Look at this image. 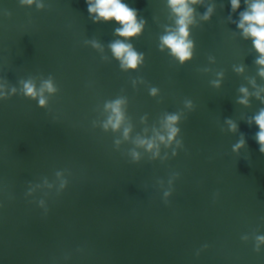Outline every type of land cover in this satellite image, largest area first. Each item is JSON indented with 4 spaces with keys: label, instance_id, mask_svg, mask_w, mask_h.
<instances>
[{
    "label": "water",
    "instance_id": "95a60500",
    "mask_svg": "<svg viewBox=\"0 0 264 264\" xmlns=\"http://www.w3.org/2000/svg\"><path fill=\"white\" fill-rule=\"evenodd\" d=\"M43 2L37 10L0 0V82L19 87L21 79L39 83L51 75L59 88L47 108L20 94L0 100V264H264V246L254 251V235H264V155L254 139L258 127L246 122L264 105L254 97L250 107L236 103L241 85L254 91L248 78L261 86L264 80L251 41L227 21L230 0H209L215 13L209 22L197 17L194 57L182 66L158 49L163 26L172 24L167 0H125L147 21L130 41L145 54L137 72L121 71L112 59L107 44L118 25L94 23L85 0ZM243 10L242 0L233 19ZM93 38L105 45L108 61L84 43ZM240 64L243 75L233 71ZM221 70V87L213 88ZM136 77L160 95L152 98L144 84L133 88ZM119 95L128 97L133 136L145 114L151 126L164 112L185 111L184 147L175 157L169 150L163 163L147 156L131 163L130 143L117 151L116 135L92 127L104 102ZM185 99L194 110L184 109ZM227 118L238 133L227 130ZM240 133L247 147L236 154ZM65 170L69 183L59 195L26 196L30 183L51 182ZM174 172L180 175L165 204L157 180L166 188ZM41 198L47 213L32 202Z\"/></svg>",
    "mask_w": 264,
    "mask_h": 264
},
{
    "label": "clouds",
    "instance_id": "9594fccd",
    "mask_svg": "<svg viewBox=\"0 0 264 264\" xmlns=\"http://www.w3.org/2000/svg\"><path fill=\"white\" fill-rule=\"evenodd\" d=\"M89 18L94 23H112L118 25L113 32L115 37L107 44V49L111 53L112 59L116 60L119 68L123 72H137L145 63V54L137 51L130 42L138 39L144 32L147 21L143 19L139 10L130 7L125 0H85ZM242 0H230L231 12L227 17L229 23L236 25L240 36L244 40H250L252 48L256 53L254 64L257 68V75L264 80V0H243L244 10L239 11L238 20L233 19V14L237 13L241 8ZM22 7L31 8L35 6L37 10H43L45 4L43 0H19ZM198 6H205L206 11L203 14L197 12ZM166 7L169 12V20L171 25L163 26V33L159 36L158 49L160 52L167 54L181 66L190 62L195 53V42L191 38V29L198 26V20L201 22H209L215 13V3L209 0H167ZM7 16L11 13L6 12ZM86 45H90L101 55V59L108 61L109 57L105 54V45L98 39L86 40ZM208 61L214 64L215 57L209 56ZM203 72H211L212 69L204 68ZM233 71L237 75L245 73V65H234ZM216 78L211 80V86L219 89L224 79V72H215ZM133 88L144 84L148 87L149 95L156 98L160 95V89L148 85L143 77H136L131 80ZM248 84L254 91H250L249 87L241 85L238 88L239 96L236 103L244 107H250V101L254 97L262 105H264V86L258 85L255 77L248 78ZM59 91L53 76L49 75L46 79L29 77L19 81V87L10 86L7 79L0 82V100H7L12 96L20 94L27 99L38 102L40 108H47L49 99L55 96ZM123 91V90H122ZM129 100L126 95H119L115 99L104 102L100 115L92 121L93 128H101L105 133L111 132L116 135L114 139V147L117 151L125 143H130L131 148L127 150L126 155L130 157V162L138 164L145 156L149 161L160 160L162 163L168 160L169 150L171 157L177 155V149H182L183 139L181 138V129L179 127L182 119L185 118V111L164 112L158 120L151 126L148 125V115L140 117V123L144 125L141 132L135 136L134 124L128 115ZM195 105L192 100L185 99L184 109L188 111L194 110ZM246 122L249 126L255 124L258 131L255 133L254 139L259 146V152L264 155V107H261L256 114L249 117ZM227 130L233 134L239 132V126L231 118L224 120ZM223 130V129H222ZM118 134V135H117ZM247 147L246 138L240 133L238 141L232 145V152L239 154L242 149ZM163 153V154H162ZM65 171H56L55 179L49 181L47 177L42 182L29 184L26 196H34L38 191L43 192L47 197L53 190L59 195L68 185L69 181L65 177ZM68 175H71L69 172ZM178 172H174L167 180V187L163 179L157 180V184L163 190V200L168 203V198L173 192L174 180L179 177ZM38 206L47 213L46 199L41 198ZM2 206V205H0ZM243 241H248L249 236L241 237ZM261 246H264V235H254V251L259 253ZM208 245H204L207 248ZM199 255V252H197Z\"/></svg>",
    "mask_w": 264,
    "mask_h": 264
}]
</instances>
